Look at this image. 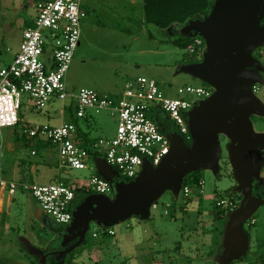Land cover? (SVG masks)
<instances>
[{"label":"rangeland","instance_id":"1","mask_svg":"<svg viewBox=\"0 0 264 264\" xmlns=\"http://www.w3.org/2000/svg\"><path fill=\"white\" fill-rule=\"evenodd\" d=\"M45 1L51 0H0V70L13 63L23 41V31L33 25L37 16V4ZM133 1L135 3L132 0H82L81 8L86 17L82 19L80 39L66 74L65 82L69 94L77 95L82 88H90L99 93L105 91L116 97L122 85L125 88L127 82L139 77L155 79L161 91L169 98L178 97L180 88L206 84L182 70L186 65L183 62L186 51L172 44L174 30H164L146 24L143 0ZM257 52L260 53L257 56L254 53V57L259 65L250 66L249 69L259 75L257 85L259 90L255 96L264 105V46ZM69 99L63 102L54 98L44 110L39 111L29 96L23 95L21 124L0 129V153L4 156L8 151V161L11 156L26 161L23 169L32 176L35 183L41 185L62 183L66 186L73 184V188L79 186L89 195H94L89 185L91 177L95 174L94 169H58L57 157L52 154L49 163L45 164L40 160L39 153L33 155L30 148L27 150L24 148V152L18 147V134L22 136L24 125L28 127L34 120L43 124L48 120L46 117L48 112L59 114L60 106L63 103L67 104ZM66 109L64 108V118L68 122L69 111ZM89 114L98 115L99 120V125L92 131L93 137L98 139L115 137L116 118L108 112L89 111ZM75 117L77 119V115ZM252 119L254 130L257 133H264V118ZM50 124L58 122L51 121ZM15 132L18 134L14 136ZM14 137L13 143L11 140ZM219 140L222 154L217 170L206 169L199 172L204 182L203 193L198 185L191 189L189 196H185L183 184L178 191L167 190L157 199L158 208L150 210L146 219L132 216L113 225L111 230L116 236L105 237L104 229L101 230L94 221L89 222L88 232L85 234L83 230L81 232L84 234L83 241L73 251L67 252L63 264H208L211 261L222 264L220 257H216L219 255L220 243L224 242V239L221 240L224 223L216 217L219 214L217 202L222 199H236L237 195L232 191H235L238 183L231 161L230 140L222 134L219 135ZM35 149L37 150L34 147L33 150ZM3 159L5 160V156ZM8 178L4 176V180ZM122 179L121 177L117 183ZM257 183L258 187L263 189L264 165ZM239 193L242 195L240 191ZM81 194L84 192L76 193ZM16 199L18 204L10 208L13 212L15 209L14 226L21 228V236L38 245L37 236L43 228L50 229L59 224L51 218L49 222L48 216L28 194L18 192ZM81 200L82 195L77 204ZM6 211L8 212V207ZM32 213L39 216V221L46 222L40 224L38 220L32 218ZM174 213L175 217H172ZM252 218L257 224L250 226ZM243 226L251 235V248L244 261L233 264H264L260 258L262 248L258 247L259 242L264 240L263 205L243 223ZM145 229L148 233H145ZM121 235L124 236L123 241ZM2 236L0 234V243H8L9 238ZM14 241V247L8 251L6 244L7 251L2 253L4 256L7 255L4 264H23L20 257L24 258L27 252L20 248L16 240ZM89 251L92 255H89ZM8 253H11L13 258H8ZM135 253L139 256L133 257ZM140 255L146 257L140 258ZM31 263L38 264L36 259H32Z\"/></svg>","mask_w":264,"mask_h":264},{"label":"built area","instance_id":"2","mask_svg":"<svg viewBox=\"0 0 264 264\" xmlns=\"http://www.w3.org/2000/svg\"><path fill=\"white\" fill-rule=\"evenodd\" d=\"M81 3L82 0H51L37 4L36 19L23 31L19 53L9 67L0 70V129L19 124L25 94L39 111L54 98L64 102L71 97L65 79L80 39L82 19L86 17ZM49 47L50 62H47L46 49ZM205 47L204 40L197 37L187 50L201 57ZM258 90L259 86H254L253 91ZM213 92L210 86H186L178 90V97L169 98L155 79L147 77L127 82L117 97L82 88L76 95L77 118H85L89 111L108 112L117 121L115 137L101 138L86 148L78 138L74 123L57 127L42 125L28 129L27 133L32 140H44L53 145L62 170L89 169L93 156L102 154L123 179L131 181L140 174L145 160L157 167L170 153L171 143L160 129V117L165 115L172 120L188 141L191 139L188 115L194 103L209 98ZM89 185L94 194L113 196L111 184L100 175L94 174ZM0 189L10 195L19 190L27 192L42 211L61 226H68L73 221L76 192L65 184L41 185L0 179ZM190 192V188H184L185 196ZM217 206L229 212L239 207L227 200L219 201ZM157 208V204H153L152 209ZM255 222L252 220V224Z\"/></svg>","mask_w":264,"mask_h":264},{"label":"water","instance_id":"3","mask_svg":"<svg viewBox=\"0 0 264 264\" xmlns=\"http://www.w3.org/2000/svg\"><path fill=\"white\" fill-rule=\"evenodd\" d=\"M264 0H214L210 13L196 19L190 36L206 43L203 61L184 66V71L214 89L213 94L194 103L188 125L191 144L175 123L165 115L160 129L170 140V153L154 167L145 160L140 174L133 180L100 176L113 189V196L81 194L73 203L70 229H78L80 242L94 221L109 228L132 216L146 219L153 204L167 190L178 191L185 177L206 169L217 170L222 154L219 135L230 140L234 177L243 195L240 207L232 213L226 227L222 264L238 258L247 244L243 223L264 205L263 189L258 187L264 159V134L254 130L252 117L264 118V105L253 91L259 75L250 66L259 65L254 53L264 46ZM121 177V176H120ZM262 182V181H259ZM74 191L82 192L81 188ZM82 230L84 234H82ZM231 246V247H230Z\"/></svg>","mask_w":264,"mask_h":264},{"label":"crops","instance_id":"4","mask_svg":"<svg viewBox=\"0 0 264 264\" xmlns=\"http://www.w3.org/2000/svg\"><path fill=\"white\" fill-rule=\"evenodd\" d=\"M132 2L135 3L133 0H132ZM183 28H184V26H183ZM19 51H20V49H19ZM50 54H51V49L49 47L46 49V58L45 59L47 60V62H50ZM183 68H184V66H183ZM182 70H184V69H182ZM179 72H180V69H179ZM123 86L124 85H122V87H121L120 93L115 95L116 97L120 96L122 94L123 89H124ZM88 89H90V88H88ZM103 93L105 95H109L105 91L102 92L101 94H103ZM70 95H71V97H70L69 101L67 102V104L63 103V105L60 106L61 111L59 114L56 112H55V114L48 112V114L46 115V117H48L47 121L43 122V124H42L40 121L34 120L32 124L28 125V127L26 125H24L22 127L23 128L22 132H25L28 129L39 127L42 125H51V126L57 127L63 123H73L74 120H76L75 113L77 111L76 110L77 109V100H76V95L74 93H70ZM55 106H58V105H55ZM67 107H68V109H66ZM64 108L69 111L68 122L64 118L65 117ZM97 118H98V115L89 114V113L83 119L77 118L78 127H79L80 132L82 133L81 135L88 140H93L94 142H96V140H98V138H95L92 136V131L95 128H97V126L99 125V120ZM51 121H53L54 123L58 122V124H50ZM15 134H18V133L15 132L14 136H15ZM262 134H264V133H262ZM18 136H19V138H18L19 139V142H18L19 146L18 147L22 148L24 150V152H25L24 148H26V150L28 148H30L31 153L36 150V149L33 150L35 147L34 144L38 141H35V140L26 141V140H23L21 138L22 136L20 134H18ZM99 139H101V138H99ZM14 140H15V137L11 141H13V143H14ZM79 140L82 143L85 139L83 140L82 137H79ZM28 143H29V146H26V144H28ZM229 144H230V142H229ZM50 149H52V151H50ZM50 149L49 148H45L43 150L37 149L36 150L37 152L36 151L35 152L39 153L40 160L45 164L49 163V161L51 159L50 154H52V156L57 157V164L56 165L58 166V169H59L57 150L54 147H50ZM263 151H264V147L262 148L261 156H262ZM4 156H5V160L3 159ZM4 156L2 155V153H0V179H4V176H6V177H9L7 179L9 181L19 182L20 180L25 179L27 183H35L33 181L31 175L29 176L27 174L26 177L22 176V171L24 170L22 164H23L24 160L22 161V159L21 160L16 159V158H13V156H11L10 161H8L9 160L8 159V151ZM263 159H264V157H263ZM8 162H9L10 169H8ZM90 168L94 169L96 175L104 174L106 176H112V178H115V179L118 178L115 170L110 169L105 165L104 156H98L97 158H93ZM119 178H121V177L119 176ZM67 186L73 188L74 185L72 184V185H67ZM74 188L79 189L80 187L77 186ZM81 190L84 192V194H88L85 190H83V189H81ZM235 190L239 192V189L237 186L235 187ZM18 192H21L23 194H28L27 192H25L23 190H19L16 192L15 195H10L8 193V191L0 189V234H2L6 238L8 237L10 240V241L8 240V243L7 242L0 243L1 244L0 245V264H4V260L7 259V255L6 256L2 255V253H6V251H7V247H6L7 245L6 244H8V251H10L11 248L14 247V243H15L14 240H16V243H18L20 245L21 249H24L27 252V254L24 255V258H23V256L20 257L21 258L20 261L23 264H32L31 263L32 259L33 260L36 259L38 264H63V262L66 260L65 256L67 255V252L73 251L75 249V247L80 243V237H78L79 231H77L78 229H76V230L70 229L67 226L62 227L61 225H56L54 227H51L52 229L51 228L48 229V228L44 227L42 232L40 234H38V236H37L38 245H36L32 241H30L28 238H24V236H21V230H20L21 228L14 226L15 222H14L13 218H14V214H15L14 213L15 209H14V212L11 211V209H10L11 206L18 204V201L16 199V195ZM201 193H203V190ZM6 194H8V195H6ZM240 204H241V202L239 203V207H240ZM6 207H8V212L6 211ZM263 207H264V205H263ZM258 209L255 211V213L258 211ZM151 210L153 211V209H151ZM234 212L223 214L222 216L220 214H218V215L216 214L217 215L216 217L218 219H220L222 221V223H224L223 234L221 236V238H222L221 240L224 239V242H223V244H222V242L220 243L219 250H218L219 255H217L216 257L221 258L225 252V242H228V240L226 238L225 231H226V227L228 225V220H229L230 216L232 215V213H234ZM166 213L168 214V212H166ZM31 216H32V218H35L36 220L39 219V216L36 213H32ZM172 217H175V213L172 214ZM47 218H48L49 222H51L49 217H47ZM252 220H255V219L252 218L251 222H252ZM39 222H40V224H43L46 222V220H40ZM37 224L39 225L38 222H37ZM254 224L256 225L257 221ZM254 224L250 223V226H253ZM139 228H141V227H139ZM243 228H244V226H243ZM100 229L101 230L106 229V230H103L104 231L103 235L105 237L116 236L115 232L113 230H111V227H109V228H101L100 227ZM110 231L113 232V234H111ZM145 233H148L146 229H145ZM245 233L247 235V244H245L244 248L240 250V252H243V253H240L238 258L233 259L229 264H233V263L238 262V261L242 262L247 258L246 256H247V254L251 248V239L252 238H251V235L246 230H245ZM123 237L124 236L121 235V241L124 240V239H122ZM259 241H260V239H259ZM9 245H10V247H9ZM258 247L260 249L262 248L263 252H260V256H261L260 258H262L261 262L264 263V261H263V259H264V240L259 242ZM89 255H92L91 251H89ZM134 256L138 257L139 255H138V253H135L133 255V257ZM14 257H16V256H14ZM18 257L19 256H17L16 258H18ZM145 257H146V255H140V258H145ZM8 258H10V259L13 258V255L11 253H8ZM211 263L212 264H218L215 261H211L208 264H211Z\"/></svg>","mask_w":264,"mask_h":264},{"label":"trees","instance_id":"5","mask_svg":"<svg viewBox=\"0 0 264 264\" xmlns=\"http://www.w3.org/2000/svg\"><path fill=\"white\" fill-rule=\"evenodd\" d=\"M213 1L214 0H143L145 23L155 25L158 28L164 30H174V39L172 40V44L186 51V53L184 54L185 58L183 62L186 65L198 64L203 61V56L198 57L197 54L190 53V51L187 50V48L194 42V38H192L190 34L196 19H202L210 13ZM262 23L264 24V18L262 20ZM203 86L209 85L204 84ZM73 123L78 128V138L82 137L83 140L85 139L81 144L86 148H90L93 145L94 141L88 140L81 135L82 133L79 130L77 119L74 120ZM20 124L21 118H19L18 125ZM21 138L26 141L32 140L28 136L27 130L23 132ZM188 143L191 144V139L188 140ZM26 145L29 146V143ZM34 145L35 148H37L38 150L53 147L51 143L43 140H38V142H36ZM98 156L103 155L96 154L93 157L97 158ZM24 164H26V161H23L22 165L24 166ZM22 176H27V173L24 170L22 171ZM18 183L27 182L25 179H22ZM201 183H203V181L201 180L199 172H194L192 174L187 175L182 182L184 188L188 187L190 189L194 188V186L197 185L201 189ZM235 191H232V193L236 194L237 198L230 199L227 201H233L236 203L237 206H239V203L242 200V195H240L238 191ZM217 208L219 209V214L221 216L223 214L231 213L226 208L218 206Z\"/></svg>","mask_w":264,"mask_h":264},{"label":"flooded vegetation","instance_id":"6","mask_svg":"<svg viewBox=\"0 0 264 264\" xmlns=\"http://www.w3.org/2000/svg\"><path fill=\"white\" fill-rule=\"evenodd\" d=\"M257 51H258V49L255 51V54H256V56H257V54H258V53H260V52H261V51H260V52H257ZM263 189H264V187H263Z\"/></svg>","mask_w":264,"mask_h":264}]
</instances>
